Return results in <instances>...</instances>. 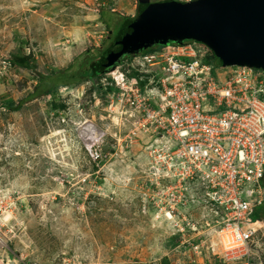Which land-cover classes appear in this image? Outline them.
Returning <instances> with one entry per match:
<instances>
[{"label":"rangeland","instance_id":"1","mask_svg":"<svg viewBox=\"0 0 264 264\" xmlns=\"http://www.w3.org/2000/svg\"><path fill=\"white\" fill-rule=\"evenodd\" d=\"M138 1L0 0V264H224L211 248L216 218L206 205L186 201L180 188L179 204L168 201L179 175L152 168L154 137L135 123L141 101L119 103L115 83L111 91L107 81H86L60 87L55 100L7 108L33 90L38 73L107 44L101 7L135 16ZM26 56L34 70L10 64ZM255 210L264 215V203ZM260 234L264 241V228ZM256 261L264 264V255Z\"/></svg>","mask_w":264,"mask_h":264},{"label":"built area","instance_id":"2","mask_svg":"<svg viewBox=\"0 0 264 264\" xmlns=\"http://www.w3.org/2000/svg\"><path fill=\"white\" fill-rule=\"evenodd\" d=\"M128 57L129 64L118 65L124 57L99 81L108 82L107 90L114 83L122 89L119 103L141 101L135 123L154 137L147 146L152 168L179 175L173 189L167 187L168 201L179 204L178 188L187 191L186 201L195 196L216 218L211 248L222 263L257 264L264 255V220L253 217L264 203V71L214 65L212 52L197 42ZM91 157L101 159V149ZM158 189L155 196L162 199Z\"/></svg>","mask_w":264,"mask_h":264},{"label":"water","instance_id":"3","mask_svg":"<svg viewBox=\"0 0 264 264\" xmlns=\"http://www.w3.org/2000/svg\"><path fill=\"white\" fill-rule=\"evenodd\" d=\"M155 6L123 35L103 71L126 56L187 41L205 45L222 67L264 71V0H165Z\"/></svg>","mask_w":264,"mask_h":264},{"label":"trees","instance_id":"4","mask_svg":"<svg viewBox=\"0 0 264 264\" xmlns=\"http://www.w3.org/2000/svg\"><path fill=\"white\" fill-rule=\"evenodd\" d=\"M161 2L163 1L152 2L150 0H139L137 5V14L135 16L121 15L116 11L101 7L99 10V17L101 22L108 29V35L106 37L107 44L98 48L87 49L84 53H82V55L72 59L67 68L57 71L54 70L46 74L38 73L37 81L33 90L29 91L26 96L20 99L18 102L14 103L13 101H11L10 103H8L7 108L10 111H18L24 103L41 96H50L53 100H55L58 94V89L60 87H69L73 85L77 86L86 81L93 84L95 83V81H99L101 76L105 74V71H103L105 67H103L102 65L103 59L109 53L111 54L114 52L117 43L130 27L142 21L145 16H148L149 13L154 10V8H156L155 5ZM188 42L192 41H187L186 43ZM114 46L115 48H113ZM152 48L145 50V52L151 50ZM213 59L217 58L213 55ZM27 60V56L19 58L15 57L12 60V64H20L26 68L34 70V64L28 63ZM120 62L121 60L119 61V63ZM219 65L221 64L219 63ZM113 89H115V87H109V90ZM55 105L56 104L53 101L52 106L54 107ZM253 217L254 219L263 220L264 215L255 212Z\"/></svg>","mask_w":264,"mask_h":264},{"label":"bare ground","instance_id":"5","mask_svg":"<svg viewBox=\"0 0 264 264\" xmlns=\"http://www.w3.org/2000/svg\"><path fill=\"white\" fill-rule=\"evenodd\" d=\"M117 78H118L119 80L121 79V77H119V76H117ZM120 82H121V81H120ZM117 111H120V108L117 107ZM114 118L117 119V117H114ZM97 137H98V136H97ZM164 215H165V217H166L168 220H171V219L176 218V217H175L174 215H172V213L169 212L168 210L164 212Z\"/></svg>","mask_w":264,"mask_h":264},{"label":"crops","instance_id":"6","mask_svg":"<svg viewBox=\"0 0 264 264\" xmlns=\"http://www.w3.org/2000/svg\"><path fill=\"white\" fill-rule=\"evenodd\" d=\"M69 55L70 54H69V49H68L66 52H64L62 61H64L67 57H69Z\"/></svg>","mask_w":264,"mask_h":264},{"label":"clouds","instance_id":"7","mask_svg":"<svg viewBox=\"0 0 264 264\" xmlns=\"http://www.w3.org/2000/svg\"><path fill=\"white\" fill-rule=\"evenodd\" d=\"M192 42H194V41H192ZM186 43V42H185ZM184 43V44H185ZM171 44V43H170ZM174 44V43H173ZM200 44V43H199ZM203 45V44H202ZM158 46H160V45H158ZM205 46V45H204ZM154 47H156V46H154ZM209 49V48H208ZM210 50V49H209ZM145 51V50H144ZM211 51V50H210ZM143 52V51H142ZM212 52V51H211ZM221 66V65H220ZM222 67V66H221Z\"/></svg>","mask_w":264,"mask_h":264}]
</instances>
